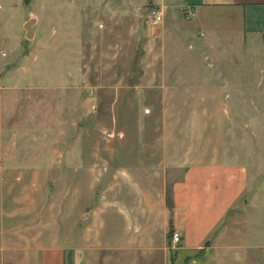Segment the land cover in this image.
<instances>
[{"label": "rangeland", "instance_id": "obj_1", "mask_svg": "<svg viewBox=\"0 0 264 264\" xmlns=\"http://www.w3.org/2000/svg\"><path fill=\"white\" fill-rule=\"evenodd\" d=\"M190 11L161 0H0V264H26L29 235L55 236L66 222L74 232L110 175L168 164L181 178L207 161L249 173L213 262L264 264V74L254 50L231 41L242 24L225 13L210 22L222 32L216 57L193 48L203 27Z\"/></svg>", "mask_w": 264, "mask_h": 264}, {"label": "crops", "instance_id": "obj_2", "mask_svg": "<svg viewBox=\"0 0 264 264\" xmlns=\"http://www.w3.org/2000/svg\"><path fill=\"white\" fill-rule=\"evenodd\" d=\"M161 2L169 9L192 10L203 27L201 37L190 33L192 46H202L208 60L216 57L222 33L210 22L223 13L229 24L240 22L231 41L254 50V68L264 74V0ZM263 84L258 79L255 89ZM178 169L167 164L152 172L140 166L110 175L91 211L75 218L74 232L66 222L55 236L25 238L30 243L20 251L26 264H216L222 226L247 191L248 169L226 161L198 162L177 178ZM174 232L181 235L179 244Z\"/></svg>", "mask_w": 264, "mask_h": 264}, {"label": "built area", "instance_id": "obj_3", "mask_svg": "<svg viewBox=\"0 0 264 264\" xmlns=\"http://www.w3.org/2000/svg\"><path fill=\"white\" fill-rule=\"evenodd\" d=\"M193 13L188 12V16L192 17ZM164 21V14L161 11H154L149 16V24L152 27L160 26ZM173 242L179 244L181 242V235L178 232H174L172 235Z\"/></svg>", "mask_w": 264, "mask_h": 264}, {"label": "water", "instance_id": "obj_4", "mask_svg": "<svg viewBox=\"0 0 264 264\" xmlns=\"http://www.w3.org/2000/svg\"><path fill=\"white\" fill-rule=\"evenodd\" d=\"M25 29H26V37H27V39H32L33 36H34V22L33 21H29L25 25Z\"/></svg>", "mask_w": 264, "mask_h": 264}]
</instances>
